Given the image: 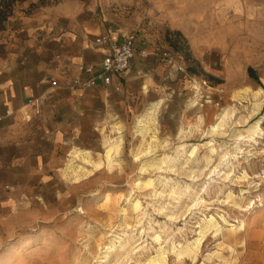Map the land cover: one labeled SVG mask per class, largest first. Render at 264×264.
<instances>
[{
  "label": "rangeland",
  "instance_id": "obj_1",
  "mask_svg": "<svg viewBox=\"0 0 264 264\" xmlns=\"http://www.w3.org/2000/svg\"><path fill=\"white\" fill-rule=\"evenodd\" d=\"M243 1L252 10L248 36L243 22H238L241 17L227 20L225 12L217 10L218 28L212 33L217 32L221 44L210 52L211 62L202 54L191 66L186 40L179 39L180 51L173 49L171 41L174 27L193 33L205 28L211 33L214 16L207 13L195 21L201 9L195 0L13 3L7 20L0 23V33H9L10 38H27L29 24L38 15L73 7L80 18L112 32L138 35L160 52L172 51L184 72L178 71L180 82L167 116H162L161 104L157 137L150 146V137H139L135 127L149 105L128 118L119 106L114 111L124 116L123 124L121 117L109 116L96 126L99 137H75V145L50 183L36 184L14 220L0 222V264H149L161 257L166 264H264V260L249 259L254 252L263 258L264 252V236L260 243L249 240L253 232L264 234V0ZM248 68L254 70L257 81L248 76ZM245 88L263 91L256 113L250 97L235 98ZM223 110L235 111V116L224 129L210 133ZM199 118L202 124L197 132ZM115 128L118 133H109ZM105 134L120 145L112 168L104 148ZM74 148L91 162H75L73 171L81 176L78 183L63 173ZM225 153L233 165L208 184V172ZM94 163L101 164V169H94ZM211 217L220 232L207 228ZM199 233L203 238L197 246L192 243ZM105 255L101 263L99 257Z\"/></svg>",
  "mask_w": 264,
  "mask_h": 264
},
{
  "label": "crops",
  "instance_id": "obj_2",
  "mask_svg": "<svg viewBox=\"0 0 264 264\" xmlns=\"http://www.w3.org/2000/svg\"><path fill=\"white\" fill-rule=\"evenodd\" d=\"M195 2L201 7L195 21L207 13L215 21L214 25L211 23L210 34L205 28L193 33L184 27H174V32L189 46L188 66L190 62H199L202 54L211 62L210 52L221 44L217 32L212 33L218 28L217 10L225 12L227 20L241 17L238 22H243L245 35L253 22L251 6L243 0ZM76 14L72 7L38 15L29 24L27 38H10L9 33L7 36L0 33V222L14 220L20 207L26 206L32 197L29 190L33 192L36 184L50 183L51 175L75 145V137H99L96 126L109 116L121 117L123 124L124 116L114 111L119 106L125 109L128 118L162 99V116H167L168 103L179 86L176 68L169 67L156 55L159 50L152 49L136 35L137 55L123 75L112 77L109 85L97 83L89 89H69L72 79H89L99 71L106 50L94 44L96 37L108 36L119 41L131 34L112 32L103 24ZM166 52L175 60L172 51ZM210 76L216 78L213 73ZM52 81L56 86H51ZM41 96L45 99L38 104L30 102ZM263 236L261 231L253 232L249 240L260 243ZM262 254L259 259L254 252L249 259L264 260Z\"/></svg>",
  "mask_w": 264,
  "mask_h": 264
},
{
  "label": "bare ground",
  "instance_id": "obj_3",
  "mask_svg": "<svg viewBox=\"0 0 264 264\" xmlns=\"http://www.w3.org/2000/svg\"><path fill=\"white\" fill-rule=\"evenodd\" d=\"M241 97H244V98L250 97L251 98V100L253 101V112L254 113H256L260 110V108L262 106V102H263V91L261 89H258L256 91L250 90L248 88L241 89V90L237 91L235 98H237L236 100H238ZM162 103H163L162 99H158L154 102H151L149 104L148 108L141 115H139L136 119V126H135L136 127V133L139 137H145V136L150 137L148 146H150V140H151V142H155L156 137H157L156 127L158 124V122H157L158 121V114H159V110H160ZM234 112L235 111L231 112L229 110H223L222 113L218 114V116L216 117V120H215L216 122H215V124H213L210 133H213L218 128L224 129L227 125L228 120L233 117ZM201 124H202V120H201V118H199V123H198V125L195 126V129L197 132L200 131ZM112 132L118 133L119 130L117 128H115V129H112L109 133H112ZM179 132L183 134V133H185V130H179ZM103 137H104L103 142L105 145L104 148L106 149V157H108V167L112 168L114 158L117 155V153H119L118 151L120 150V148H119L120 145L117 144L116 142H114V140L108 138L109 135H107V134L103 135ZM105 137H107V138H105ZM250 140H252V139H250ZM148 149L149 150L147 152L149 154L150 148H148ZM213 152H215V150H213ZM76 161H85V163H88V164H91V162L85 160L83 152L80 151L79 149L74 148L70 152L69 159L67 161V164L65 165L66 166L65 169H63L64 170L63 173L66 175V177H69L73 182L78 183L79 180L81 179V176H79L77 173H75V171H73V168H75L74 165H75ZM232 165L233 164L230 163V161H229V153L223 154L222 156H220V163H218V165L214 166L212 168V170H210L208 172V174H207L208 177L206 179V182L208 184L212 183L215 180L214 179L215 175L219 176L221 173V170L222 171H224V169L227 170ZM93 166H94L93 167L94 169H98V170L101 169V164H99V163H97V164L94 163ZM143 170L145 171L146 169L143 168ZM89 173H91V171H89ZM245 174H243V175H245ZM243 178H245V177H243ZM238 179H242V177H239ZM262 179H264V176L262 177ZM209 181H211V182H209ZM215 222L216 221H214V218L211 217L209 220L207 228L208 229H210V228L216 229L218 225L215 224ZM216 232H220V230L217 228ZM158 238L159 237H157L156 239H158ZM202 238H203V235L201 233H199V237L197 239H195V241L192 244L197 245V246L200 245ZM192 244H190V246L187 247V250L190 249ZM109 249L110 248H107L106 251H108ZM106 251L102 252V253L105 254ZM181 255H182L181 253L178 254V257H180ZM99 258L102 259L101 263H104L105 261H103V259H107V255H105L103 258L102 257H99ZM149 264H166V259H165V257L156 258V259L151 260Z\"/></svg>",
  "mask_w": 264,
  "mask_h": 264
},
{
  "label": "built area",
  "instance_id": "obj_4",
  "mask_svg": "<svg viewBox=\"0 0 264 264\" xmlns=\"http://www.w3.org/2000/svg\"><path fill=\"white\" fill-rule=\"evenodd\" d=\"M137 38L134 34H129L123 40H112L108 36H98L94 40V44L106 50V55L103 57L99 71L89 79H81L79 77L72 79L68 88L73 90L76 88L89 89L96 86L97 83L109 85L112 77L123 75L129 68L132 60L137 55L136 51ZM143 57H147L145 53H141ZM159 56L169 67L176 68L177 71L184 72V69L177 67V64L168 52H160L156 54ZM87 73H91L88 70ZM51 86H56L52 81ZM45 99L41 96L30 102L38 104L39 101Z\"/></svg>",
  "mask_w": 264,
  "mask_h": 264
},
{
  "label": "trees",
  "instance_id": "obj_5",
  "mask_svg": "<svg viewBox=\"0 0 264 264\" xmlns=\"http://www.w3.org/2000/svg\"><path fill=\"white\" fill-rule=\"evenodd\" d=\"M16 0H2L0 2V23H2L3 21L7 20L8 16L11 13V7L13 5V3ZM8 10V12H7ZM174 41H171L172 47L175 51H180L182 47H180V43H179V34H175L174 35ZM191 72H193V70H191ZM248 76L254 80L257 81V78L255 76V72L253 69L248 68L247 70ZM218 84L220 83V81H216Z\"/></svg>",
  "mask_w": 264,
  "mask_h": 264
}]
</instances>
